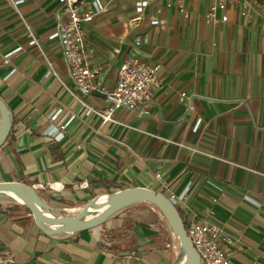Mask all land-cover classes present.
Returning <instances> with one entry per match:
<instances>
[{"label":"crops","instance_id":"obj_1","mask_svg":"<svg viewBox=\"0 0 264 264\" xmlns=\"http://www.w3.org/2000/svg\"><path fill=\"white\" fill-rule=\"evenodd\" d=\"M98 1L104 11L85 38L97 71L93 83L111 89L120 63L137 55L161 66L152 104L144 113L118 110L114 122L88 113L82 103L95 111L109 104L96 92H79L59 44L46 40L56 1L25 0L17 12L0 0V99L11 115L0 148V182L34 187L61 211L104 194L98 181L162 192L176 198L183 222L209 217L232 238L231 245L222 242L231 264H264V0L228 3V21L218 26L204 23L208 0H183L187 17L165 8V0H151L135 29L128 25L135 0ZM154 16L158 26L150 25ZM22 21L39 47L29 44ZM144 32L149 43L136 49L133 36ZM182 92L190 100L180 102ZM65 124L62 138H55L53 128ZM157 172L162 181L154 178ZM133 208L97 231L51 238L24 206L0 205V264H172L158 217L147 223Z\"/></svg>","mask_w":264,"mask_h":264},{"label":"built area","instance_id":"obj_2","mask_svg":"<svg viewBox=\"0 0 264 264\" xmlns=\"http://www.w3.org/2000/svg\"><path fill=\"white\" fill-rule=\"evenodd\" d=\"M13 9L18 12V8L25 0H7ZM53 1V0H47ZM57 3V9L54 14V30L46 38L47 41H57L59 44L62 58L67 67L69 78L81 94L89 95L96 92L109 104L105 111H95L82 103V107L88 110V113H94L99 116L102 122H114L113 114L118 110H128L136 113H144L150 107L153 101L155 89L160 87L159 71L160 64L146 61L137 56H130L124 59L116 72V82L111 89H108L98 83H93L96 75V69L92 68L89 61V54L85 48V38L87 26L93 22L94 18L104 11L98 0H54ZM151 0H135L134 11L137 21H141L146 10L150 6ZM210 5L204 15V23L208 26H218L228 21L225 15L227 4L236 0H208ZM165 8H176L188 16L183 0H165ZM155 14L159 15L162 8H155ZM20 15V14H19ZM62 17L66 23L61 21ZM24 29L29 38V44L35 47L40 46V41L33 28L26 22L22 21ZM160 21L156 16L150 19L151 26H158ZM149 37L140 39V43H146ZM20 50V49H18ZM50 74L58 77L57 71L52 63H48ZM13 72V71H12ZM190 100L185 92L180 93L179 101ZM191 103L189 102V110ZM61 110L53 111L50 118L54 121L57 119ZM73 117L70 118V121ZM68 124V123H67ZM60 126V129L53 128L55 138L61 139L62 131L67 125ZM154 178L162 181L160 173H155ZM207 184L222 194V190L207 181ZM58 187L52 188L57 190ZM59 190V189H58ZM175 205L176 198L168 197ZM216 198L211 199L215 204ZM185 231L193 248L199 255L200 264H231L230 258L226 254L224 246L232 244V238L224 235L221 227L213 222L209 217L197 218L184 222Z\"/></svg>","mask_w":264,"mask_h":264},{"label":"water","instance_id":"obj_3","mask_svg":"<svg viewBox=\"0 0 264 264\" xmlns=\"http://www.w3.org/2000/svg\"><path fill=\"white\" fill-rule=\"evenodd\" d=\"M11 131V115L7 105L0 99V148L7 141ZM0 191H16L24 203V207L32 216L36 227L47 237H55L62 234H75L83 231L99 228L109 218L123 209L137 204H149L157 209L177 239L180 254L186 253L187 259L181 263V258L176 255L174 264H200L199 255L193 248L187 237L184 222L177 211L176 206L161 192H156L144 187L127 188L114 192L113 200L102 210L88 213V203L81 207L76 214H70L61 210L52 209L37 195L34 187L16 181L0 182ZM113 194V193H111ZM1 197V196H0ZM2 198V197H1ZM36 206L45 208L51 213L55 211L57 216L46 217ZM54 227L55 229H49Z\"/></svg>","mask_w":264,"mask_h":264},{"label":"rangeland","instance_id":"obj_4","mask_svg":"<svg viewBox=\"0 0 264 264\" xmlns=\"http://www.w3.org/2000/svg\"><path fill=\"white\" fill-rule=\"evenodd\" d=\"M55 14V13H54ZM53 14V16H54ZM61 21L63 23H66V19L64 17H62ZM140 23V21L138 22L137 21V16H133L131 17L129 20H128V25L130 28L132 29H135L138 24ZM146 36H148V33L147 32H144V33H136L134 36H133V41H132V45L136 48V49H141L142 47L146 46L148 43H149V39L146 43H140L139 45H137V42H140V39H144ZM149 37V36H148ZM137 56V55H135ZM138 57V56H137ZM114 193V191H113ZM13 204H16L15 202H12V201H9V200H6L4 198H1L0 197V205H13ZM46 205L49 204V202H45ZM138 205L140 204H137V207H139ZM147 207H152L155 211H157L156 208H154L153 206H149V204H146ZM49 206V205H48ZM52 206V205H51ZM50 206V207H51ZM136 207V206H134ZM52 209H54L53 207H51ZM138 209V208H137ZM136 208H133L131 211L132 213L135 214V211L137 210ZM134 211V212H133ZM51 213L54 215V216H57L56 212L55 211H51ZM64 211H60V214H63ZM137 213V212H136ZM140 215V214H139ZM158 217V222H159V225L163 228H160L161 229V237H162V241H163V246L165 247L166 250H168L170 253H171V256H172V259H171V262H173L172 264L175 263L176 261V255L177 253H180V247H179V244H178V241L177 239L174 237V235L172 234V231L171 229L169 228V226L167 225V223L165 222V220L160 216V214L158 213L157 215Z\"/></svg>","mask_w":264,"mask_h":264},{"label":"bare ground","instance_id":"obj_5","mask_svg":"<svg viewBox=\"0 0 264 264\" xmlns=\"http://www.w3.org/2000/svg\"><path fill=\"white\" fill-rule=\"evenodd\" d=\"M0 196L6 200L12 201L17 203L18 205L23 206L24 203L22 199L19 197L18 193L16 191H0ZM115 194H99L95 196L93 199H91L88 202V213L96 212V211H102L114 198ZM38 210L46 217H53L52 213L47 211L45 208L36 206ZM81 207H75L71 209H67L66 212L70 214H76L80 211ZM49 229H55L54 227H49ZM94 231H97L94 230ZM177 255L180 256L181 263H183L187 259L186 253H177Z\"/></svg>","mask_w":264,"mask_h":264},{"label":"trees","instance_id":"obj_6","mask_svg":"<svg viewBox=\"0 0 264 264\" xmlns=\"http://www.w3.org/2000/svg\"><path fill=\"white\" fill-rule=\"evenodd\" d=\"M98 183L101 184V186L103 187L104 191L102 193H104V194H111V193H113V191L116 192V191H119V190H124V189L129 188V187H125L123 184L112 183V182H109V181H98ZM138 206H139L138 209L136 208L137 210L135 211V213L138 212L137 213L138 216H136V218L142 219V220H144L147 223H152V221H154L156 219L157 216L152 212L150 207H147L146 204L142 203V204H140ZM177 211H178V209H177ZM180 216H181V214H180ZM181 218H182V216H181ZM99 247L102 248L103 250H106V251H119V250H114L111 247H106V246L101 245V244L99 245Z\"/></svg>","mask_w":264,"mask_h":264}]
</instances>
